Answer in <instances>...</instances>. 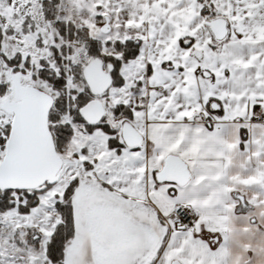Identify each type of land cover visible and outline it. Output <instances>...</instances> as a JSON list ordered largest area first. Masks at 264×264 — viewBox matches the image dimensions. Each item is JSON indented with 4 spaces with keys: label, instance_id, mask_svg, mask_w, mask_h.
I'll return each mask as SVG.
<instances>
[{
    "label": "snow or ice",
    "instance_id": "snow-or-ice-1",
    "mask_svg": "<svg viewBox=\"0 0 264 264\" xmlns=\"http://www.w3.org/2000/svg\"><path fill=\"white\" fill-rule=\"evenodd\" d=\"M0 264H264V0H0Z\"/></svg>",
    "mask_w": 264,
    "mask_h": 264
}]
</instances>
